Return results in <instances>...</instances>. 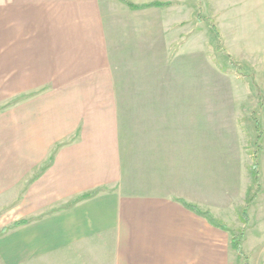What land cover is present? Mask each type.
<instances>
[{"label":"crops","instance_id":"crops-1","mask_svg":"<svg viewBox=\"0 0 264 264\" xmlns=\"http://www.w3.org/2000/svg\"><path fill=\"white\" fill-rule=\"evenodd\" d=\"M125 1L170 5L0 0V231L33 219L0 238V257L264 264V0ZM184 24L187 79L201 74L223 87L235 72L246 82L233 93L257 94L260 114L245 128L237 120L228 129L226 114H212L210 104L194 120L189 104L160 101L171 94L162 71L174 63L162 52L175 43L163 31L175 29L177 41ZM260 133L261 150L250 154ZM182 202L244 232L242 253L231 232Z\"/></svg>","mask_w":264,"mask_h":264},{"label":"rangeland","instance_id":"rangeland-1","mask_svg":"<svg viewBox=\"0 0 264 264\" xmlns=\"http://www.w3.org/2000/svg\"><path fill=\"white\" fill-rule=\"evenodd\" d=\"M169 17V14L164 13V17ZM182 17L186 19L187 15L184 14ZM179 29L180 37L179 40H175L173 38L175 36V29L171 31H163V39H169L171 41H175L174 46H171L170 51H168V46H165L163 49L164 53L171 55L170 62L173 63L171 65V69L167 71L164 69L162 71V75L164 76L165 82L164 87H166L167 92H171V94H165L162 96L160 101L163 102H171V103H180V104H189L188 108L191 111L188 113L192 118L197 119L201 114H203V105L210 104L212 109V114H226L228 120V129H235V121L238 120L239 126L244 127V123L249 122L250 120H256V117L260 114L259 110H255L256 108V99L257 94L253 91L248 94H234L233 86L236 83L239 86V90H242L243 86H245V80L240 78L236 80L235 78L239 76V73L235 72H227V75L231 78H228L226 82L221 85L216 81L215 78H210L203 80V77L200 74V77H197L195 74V78L187 79L188 71L187 64L185 60V45H186V34H185V24L180 26ZM183 32V33H182ZM183 49L184 55L183 57H179V59L175 62L174 59L179 51ZM166 57V56H164ZM214 63L216 68L220 65L217 60L214 59ZM242 82V85H241ZM192 87V88H190ZM176 91V92H173ZM232 92V93H231ZM242 102L246 109H243V112L236 111L235 103ZM218 108H225L223 111H218ZM220 114V115H221ZM221 115V117H222ZM213 119V118H212ZM264 120V119H263ZM197 122H195L196 124ZM245 128V127H244ZM250 136V133H247ZM252 145V142L249 143L248 149L251 150L250 154H257L261 149V141L258 144ZM256 161V160H255ZM253 176V173H252ZM254 177V176H253ZM255 194V191L252 193ZM11 216L8 215L6 220H8ZM3 247L7 249L6 257L9 259V240L4 242ZM5 259L0 257V264H6ZM9 264V261L7 262ZM245 264V261H244Z\"/></svg>","mask_w":264,"mask_h":264},{"label":"trees","instance_id":"trees-1","mask_svg":"<svg viewBox=\"0 0 264 264\" xmlns=\"http://www.w3.org/2000/svg\"><path fill=\"white\" fill-rule=\"evenodd\" d=\"M124 3H126L132 10H140V9H145V8H149V7H165V6H169L170 3H154V4H150V5H143V6H138V5H134V4H131L125 0H122ZM201 20V18H200ZM202 21V20H201ZM214 30L216 32V34L218 35L219 37V34L214 26ZM259 97H260V107L262 108L263 107V96L261 95V93L259 94ZM261 136L262 134L260 133V138H259V141L261 140ZM73 141V140H72ZM69 143V142H68ZM67 143H64V144H60L58 146V149L65 145ZM261 149V148H260ZM53 162V157L50 159L49 163L47 164L46 168H48ZM253 176L255 178V181L257 182L258 181V164L256 163L254 168H253ZM101 190H97V191H94V192H91V193H88V194H84L80 197H77L76 199H74L68 206L67 208H71L73 207L74 205H76L77 203L81 202V201H84L86 199H89V198H92L94 196H96ZM255 200V197L251 199L250 202L254 201ZM184 204V206L202 216H205L207 217L212 223H214L217 227L225 230V231H229L231 232V235H232V245H233V248L239 253L241 254L242 253V247H241V244H242V240L244 238V232H239V233H236V232H233V231H230L226 226L218 223L216 220H214L208 213H203L201 212L200 210H198L195 206H192V205H189L185 202H182ZM41 218V217H40ZM40 218H37V219H40ZM243 219H244V222H247L248 221V217H247V214H246V211H244V214H243ZM32 220H23V221H19V222H16L8 227H5L4 229H2L0 231V238L6 236L11 230L15 229V228H18V227H21V226H24L28 223H30Z\"/></svg>","mask_w":264,"mask_h":264}]
</instances>
